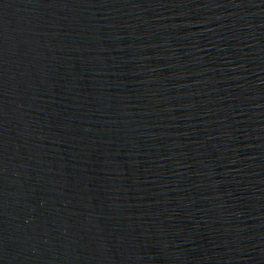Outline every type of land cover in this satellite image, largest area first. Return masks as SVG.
I'll return each mask as SVG.
<instances>
[{
	"label": "water",
	"instance_id": "water-1",
	"mask_svg": "<svg viewBox=\"0 0 264 264\" xmlns=\"http://www.w3.org/2000/svg\"><path fill=\"white\" fill-rule=\"evenodd\" d=\"M0 264H264V0H0Z\"/></svg>",
	"mask_w": 264,
	"mask_h": 264
}]
</instances>
